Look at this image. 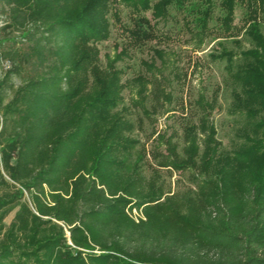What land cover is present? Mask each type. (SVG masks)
<instances>
[{
	"label": "trees",
	"instance_id": "1",
	"mask_svg": "<svg viewBox=\"0 0 264 264\" xmlns=\"http://www.w3.org/2000/svg\"><path fill=\"white\" fill-rule=\"evenodd\" d=\"M87 1L76 14V0H0L10 13L0 28V264H264V0H119L154 20L138 16L129 30L138 43L156 38L173 8L200 45L218 5L223 35L210 56L225 61L229 111L243 122L241 140L222 150L201 94L203 116L184 128L183 152L158 134L166 153L152 152L149 177V152L120 106L114 62L125 52L101 67L93 44L108 37L110 0ZM242 35L248 48L224 45ZM153 77H136L134 105L147 83H160ZM158 168L193 169V186L167 190Z\"/></svg>",
	"mask_w": 264,
	"mask_h": 264
},
{
	"label": "rangeland",
	"instance_id": "2",
	"mask_svg": "<svg viewBox=\"0 0 264 264\" xmlns=\"http://www.w3.org/2000/svg\"><path fill=\"white\" fill-rule=\"evenodd\" d=\"M86 2L88 1L76 0L70 12L79 13ZM109 2L105 15L108 37L88 44H95L98 50V64L101 67L107 66L108 61H112L121 49L125 52L114 62V67L121 70L120 83L123 84L121 90L123 101L120 106L128 107L126 114L135 126L132 134L149 152L142 163L144 174L149 177L152 170L157 168L152 152H157L160 157L166 153L165 144L159 140V135H164L165 138L172 136V140L177 144V151L183 152L184 128L191 124H200V118L203 116L201 106L197 103L201 94L205 100L212 101L208 118L214 123L215 136L221 143L220 148L229 150L238 143L241 139L236 132L243 122L239 115L229 111L232 98L224 69L225 61L215 60L210 56L211 52L219 51L217 44L219 38L216 37L223 35L216 19L221 14L219 6L214 9L208 35L200 45L185 24L184 12L173 8L165 19H160L154 25L153 33L157 35L156 38L138 43L129 35V30L137 26L139 15L146 17L153 24L150 11L136 15L129 6L120 3L119 0ZM244 11V7L240 5L235 7L233 25L236 28L243 23ZM9 17L8 10L2 11L0 8V28ZM238 38V43L233 42L231 38L224 39V45L235 51L248 48V39L243 35ZM155 50L161 51L162 56L160 57ZM151 63L155 69L147 65ZM153 73L159 78L160 83L158 85L154 81L147 83L146 90L141 93L143 97L140 99L142 106L149 111L147 116L142 113V106L134 105L132 101L138 97L139 82L136 77L153 79ZM14 81L17 82V79ZM7 92L11 95L12 91L7 89ZM198 136L201 138L202 134ZM136 150L132 152L131 161L137 154ZM157 170V182L163 183L167 190L182 191L193 186L190 181L193 169L178 171L158 168ZM13 214L14 212H11L7 216L6 224L10 222ZM131 214L135 218L143 216L141 209L136 208L132 209Z\"/></svg>",
	"mask_w": 264,
	"mask_h": 264
}]
</instances>
